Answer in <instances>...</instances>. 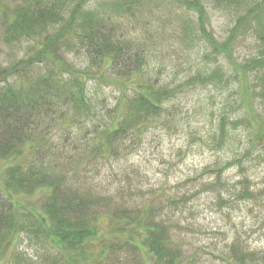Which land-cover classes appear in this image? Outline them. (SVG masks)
I'll return each mask as SVG.
<instances>
[{"label": "rangeland", "instance_id": "rangeland-1", "mask_svg": "<svg viewBox=\"0 0 264 264\" xmlns=\"http://www.w3.org/2000/svg\"><path fill=\"white\" fill-rule=\"evenodd\" d=\"M17 1L0 0V84L35 76L44 59L78 79L79 88L83 81L87 111L79 116L75 103L55 117L48 136L39 130L48 144L39 162L62 180L73 207L83 204L74 208L93 233L71 249L34 231L22 215L26 228L0 245V264H264V61L254 63L264 59V19L238 21L254 0H190L191 8L141 0L124 12H112L110 0H93L94 11L111 13L106 30L131 54L130 67L140 65L132 72L100 66L73 45L48 49V30L33 23L20 34L11 28ZM204 24L227 50L218 53L201 36ZM39 51L44 58L34 62ZM216 70L220 81L209 78ZM151 83L176 93L140 129L113 146L101 143L126 100ZM26 156L0 158L2 183L8 167ZM21 188L13 197L21 214L30 207L47 217L41 201L48 188ZM154 235L170 252L165 258L152 257Z\"/></svg>", "mask_w": 264, "mask_h": 264}, {"label": "trees", "instance_id": "trees-1", "mask_svg": "<svg viewBox=\"0 0 264 264\" xmlns=\"http://www.w3.org/2000/svg\"><path fill=\"white\" fill-rule=\"evenodd\" d=\"M92 1L81 0L75 5L65 6L62 0H19L17 1L19 19L11 24V28H19L20 34L24 35L28 33L30 23H33L36 31L48 30L46 34L49 33V37L44 41L48 49L60 44H64V47L73 45V48L89 53L100 66L106 64L110 68L117 65L126 71L136 70L140 65L138 64L137 68L130 67L131 54H124L120 41L113 38L106 30L109 25L106 20L111 13L99 14L94 11L90 7ZM140 1L110 0L109 5L112 12L133 11ZM176 1L188 8L194 6L191 5L194 2L190 0ZM248 5L250 7L246 8V13L240 16L239 23L244 19H250L251 22L254 19L262 24L264 0H254ZM206 29L207 26L202 25L199 30L201 36L206 38L218 53L227 50L228 47L216 44ZM235 32H232L229 43L236 37ZM261 38L264 42V34ZM41 57L44 58V53L39 51L33 61L40 62ZM263 61L264 59L256 60L254 63L261 65ZM27 62L29 64L30 61ZM43 65L35 76L14 78L13 81L0 84V158H17L28 151V157L26 156L23 163L18 161L19 164L8 167L5 184L0 181V245L17 229L26 228V223L20 221V216L24 215L34 231L52 238L57 245H65L74 249L85 243L93 230H90L87 218L83 217L84 213L78 210L83 204L81 202L74 204V207L78 209L73 207L71 196H63L62 180L52 179L41 170L43 163L39 162V156L42 153L47 154V152H42L43 145L48 146L43 136L50 134L49 129L55 117L64 113L67 107L75 103L80 116V111H87L88 101L83 91V81L79 88L78 79L64 77L56 64H49L44 59ZM18 67H12L10 73L14 74ZM221 76H223L221 71L216 70L209 75V78L220 81ZM175 93L173 88L154 86L153 83L147 85L142 92L126 100L116 125L113 128L102 130L101 143L105 142L113 146L114 140L127 135L129 130L134 127L140 129L144 120L159 113L163 108V103ZM40 129L49 131L43 136H38ZM11 185L13 187L16 185V189ZM21 187L30 188L32 191L41 187L48 188L43 197L44 200L41 201L48 218L37 209L33 210L30 207L21 214L19 205L13 199L15 194L22 192ZM151 230L152 233L155 232L154 228ZM151 240L148 248L150 247L151 250L154 247L155 253L152 257L165 258L170 254L164 246L158 245L163 244L160 236L155 237L154 235Z\"/></svg>", "mask_w": 264, "mask_h": 264}]
</instances>
